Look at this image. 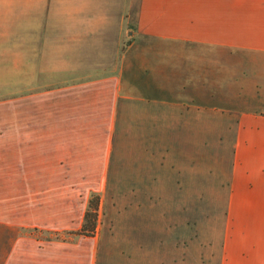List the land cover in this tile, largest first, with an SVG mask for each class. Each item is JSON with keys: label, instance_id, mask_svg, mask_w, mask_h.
I'll use <instances>...</instances> for the list:
<instances>
[{"label": "crops", "instance_id": "1", "mask_svg": "<svg viewBox=\"0 0 264 264\" xmlns=\"http://www.w3.org/2000/svg\"><path fill=\"white\" fill-rule=\"evenodd\" d=\"M5 72L0 167L42 205L0 219V264H264V0H0ZM117 134L173 201L133 235L147 251L33 235L82 229Z\"/></svg>", "mask_w": 264, "mask_h": 264}, {"label": "rangeland", "instance_id": "2", "mask_svg": "<svg viewBox=\"0 0 264 264\" xmlns=\"http://www.w3.org/2000/svg\"><path fill=\"white\" fill-rule=\"evenodd\" d=\"M10 75L7 72L0 73V101L10 98ZM126 141L127 143L124 144V136L117 134L108 184L101 195L99 194L97 197L98 203L95 210L94 228H98L101 239L100 254L108 262L114 263L123 262L124 258L129 257L133 252H146L147 248H140L138 244L141 242L137 241L145 239L141 233L148 226L147 222L152 223L153 219L155 223L159 219L162 222V217L166 221L172 213L173 201L146 198L147 192L145 191H149L154 185L135 182L136 176L140 172L145 176L154 172L156 161L149 163L145 159V154L140 157L138 152L131 150L132 146L138 148L137 138L130 140L127 137ZM131 141H134V145H130ZM1 156L3 154H0V165L9 164V158ZM26 186V184L23 185V187ZM30 188L31 190L25 188L18 191L11 183V168L9 166L0 167V219H10L18 214L26 215L28 212L32 213L41 207L40 199H36L39 197L36 195L39 192L38 189H35V185H30ZM92 195L86 204V210L90 206ZM70 199L73 200L74 198ZM69 201L68 204H70ZM73 206L72 203L71 206L68 205V208L72 209ZM93 206L94 204H91V210ZM94 228L91 229L89 224L82 234H79V231H67L66 233H57L56 236H50L49 233H43L39 230L33 231L32 234L45 240L59 237V239L75 241L79 235H90ZM133 235L136 236L137 241H133L135 240Z\"/></svg>", "mask_w": 264, "mask_h": 264}, {"label": "trees", "instance_id": "3", "mask_svg": "<svg viewBox=\"0 0 264 264\" xmlns=\"http://www.w3.org/2000/svg\"><path fill=\"white\" fill-rule=\"evenodd\" d=\"M97 194L92 195V198L90 200V206L88 208V210H86V213L84 215V225L82 227V229L79 231V234H82L83 232H85V228H87V226L90 224L91 229L94 228V221L96 218V208H97V203H98V198H97ZM94 199V200H93ZM91 204H94L93 209L91 210ZM89 221L93 222L90 223Z\"/></svg>", "mask_w": 264, "mask_h": 264}]
</instances>
